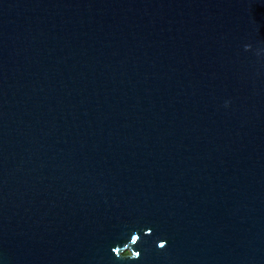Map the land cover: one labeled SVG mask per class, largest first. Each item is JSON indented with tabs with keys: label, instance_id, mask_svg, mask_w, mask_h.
Instances as JSON below:
<instances>
[{
	"label": "water",
	"instance_id": "obj_1",
	"mask_svg": "<svg viewBox=\"0 0 264 264\" xmlns=\"http://www.w3.org/2000/svg\"><path fill=\"white\" fill-rule=\"evenodd\" d=\"M0 264H264V0H0Z\"/></svg>",
	"mask_w": 264,
	"mask_h": 264
}]
</instances>
